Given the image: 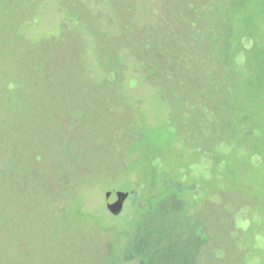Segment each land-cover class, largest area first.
Here are the masks:
<instances>
[{"label":"rangeland","instance_id":"rangeland-1","mask_svg":"<svg viewBox=\"0 0 264 264\" xmlns=\"http://www.w3.org/2000/svg\"><path fill=\"white\" fill-rule=\"evenodd\" d=\"M225 1L0 0V151L14 178L0 190V264H264V184L250 168L217 174L215 163L219 144L251 155L253 136L230 131L218 143L213 126L179 130L181 105L197 106L199 94L154 69V52L170 57V39L184 48L185 29L214 6L227 23L208 28L213 48H223L224 30L262 39L237 57L230 80L264 101L254 90L264 0H230L228 10ZM248 114L264 145V109ZM151 170L153 187L137 189L135 177ZM72 180L99 182L81 209L103 233L73 208L54 219L52 203ZM110 189L130 192L117 216L106 209Z\"/></svg>","mask_w":264,"mask_h":264},{"label":"trees","instance_id":"trees-1","mask_svg":"<svg viewBox=\"0 0 264 264\" xmlns=\"http://www.w3.org/2000/svg\"><path fill=\"white\" fill-rule=\"evenodd\" d=\"M229 1L230 0L225 1L227 10L231 7V2ZM218 13H220L219 8L214 6H204L202 12L203 15H200V19L196 18L197 21H194L193 23L195 29L191 30L186 28L184 31L183 44L185 47L181 49L175 40L170 39V44L174 47L173 50H177L173 51L170 57H167L165 61H162L165 57L161 58V53L155 51L154 57H157L159 62H156V67H154V69L162 68V78L166 85L169 83L170 85H175L181 88L184 92H196V94H199L197 106L191 103L188 106L181 105L184 109V115L188 116L185 117L182 115L184 119L180 124H177L179 130L190 134V130L200 131L201 129L207 128L208 130H211L214 127L217 133L216 139L218 143H222L221 141H224L226 135L229 134L228 132L230 131L233 132V135L230 136L231 139L233 138L239 141L244 139L243 136H246V139L247 137L253 136L251 155H246L240 149L233 148L230 146V143L219 144L221 149H217L219 155L215 162L216 170L217 174H220L221 172L229 173V171H231L232 173L242 175L243 173L248 172L250 168L258 173L256 176L261 185L264 184V145L262 144L261 138L254 136L252 131L248 129V126L251 124L248 120L252 118L248 112L250 113V110L255 108L264 109V101L256 102L253 101L251 97H249V99L244 98L242 93H244L245 90H243L242 85L234 84V82L232 84L230 79H233L232 76L237 69L236 63L239 61L237 57L239 55L243 58L251 56V50L255 48L257 40L261 42L262 39L258 38L257 34L244 32L241 35L235 31V34H232L224 30L222 31V40L218 41V44L222 45L221 47L223 48H213L211 45L213 40L211 41V35L208 32L210 30H208V28L213 22L217 26H224L227 23L226 17H222L219 20L216 19ZM242 36L244 38L253 36V47L251 43V46L247 44L250 41L241 43ZM159 40L160 39L158 38L157 41L159 42ZM145 43L152 44L153 41L147 39ZM263 44L260 47H257L258 54L256 56L259 66L261 67V69H259L261 73V82L259 85L257 84L254 86V90L257 91L258 88L261 93L264 94ZM140 45L142 46V44ZM144 54L146 55V53ZM149 77H146L148 83L154 84V82H152L153 77ZM176 79L182 81L178 84ZM172 82H174V84ZM177 91L179 90L177 89ZM200 93L202 95H200ZM181 106H179L177 101L173 104L172 108L178 113H183L180 111L182 109ZM195 111L198 112L197 116L194 115ZM235 117H240L239 120L237 119V122L240 123L241 128H243L244 134L242 135L239 134L237 129H240V127L235 123ZM218 128L219 131H217ZM2 155L3 154L0 151V190H4L7 186L8 188L12 186L13 183H10V180L12 182V179H14L9 177L10 180H8V175L6 173V159L3 158ZM153 176L152 170L150 172L142 171L139 176L135 177V185L137 189L142 185L153 187L151 181ZM75 183V180H72L69 184L70 190L68 196L63 195L62 198V196L59 195L57 200L52 203L56 210L54 219L59 222V219L61 218L59 214L70 211V209L73 208V211L75 213L77 212L78 215L81 213L80 215L85 222H87L89 228H96V231L98 229L99 232L103 233V229L99 228L100 222L97 215L92 213L86 214L81 209L84 202L83 191L85 188L93 186L99 182L95 181L93 183L79 186V188H77ZM146 193L147 194L144 196L147 195L148 198L152 197V194H150L151 192L147 190ZM142 203L144 204L145 202ZM204 204L205 203H203V205Z\"/></svg>","mask_w":264,"mask_h":264},{"label":"water","instance_id":"water-1","mask_svg":"<svg viewBox=\"0 0 264 264\" xmlns=\"http://www.w3.org/2000/svg\"><path fill=\"white\" fill-rule=\"evenodd\" d=\"M129 194V191L108 190L105 193L106 209L114 216L119 215Z\"/></svg>","mask_w":264,"mask_h":264}]
</instances>
